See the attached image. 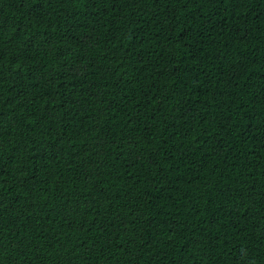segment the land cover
Instances as JSON below:
<instances>
[{"label": "trees", "instance_id": "obj_1", "mask_svg": "<svg viewBox=\"0 0 264 264\" xmlns=\"http://www.w3.org/2000/svg\"><path fill=\"white\" fill-rule=\"evenodd\" d=\"M0 264H264V0H0Z\"/></svg>", "mask_w": 264, "mask_h": 264}]
</instances>
